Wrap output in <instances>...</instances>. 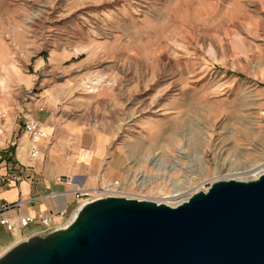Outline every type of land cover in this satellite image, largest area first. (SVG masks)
<instances>
[{
    "label": "rangeland",
    "instance_id": "1",
    "mask_svg": "<svg viewBox=\"0 0 264 264\" xmlns=\"http://www.w3.org/2000/svg\"><path fill=\"white\" fill-rule=\"evenodd\" d=\"M237 10L235 0H0L15 67L37 77L30 94L43 81L85 123L123 124L112 144H130L119 197L172 207L215 181L264 173V47L240 34ZM8 80L0 89L12 100L24 86Z\"/></svg>",
    "mask_w": 264,
    "mask_h": 264
},
{
    "label": "water",
    "instance_id": "2",
    "mask_svg": "<svg viewBox=\"0 0 264 264\" xmlns=\"http://www.w3.org/2000/svg\"><path fill=\"white\" fill-rule=\"evenodd\" d=\"M0 264H264V174L215 181L176 207L84 203L67 226L17 242Z\"/></svg>",
    "mask_w": 264,
    "mask_h": 264
},
{
    "label": "crops",
    "instance_id": "3",
    "mask_svg": "<svg viewBox=\"0 0 264 264\" xmlns=\"http://www.w3.org/2000/svg\"><path fill=\"white\" fill-rule=\"evenodd\" d=\"M235 5L238 7L236 23L240 34L264 47V0H235ZM1 12L0 77L6 73L8 81L24 87L12 100L4 96L0 89V114L8 116L0 138V175L7 173L12 166L20 168L23 174L18 182L0 185V204L22 203L20 207L3 214L10 220L11 226L6 228L0 224V255L30 236L59 229L61 218L57 214L67 212L69 202L76 200L71 191L77 188L94 190L97 186L117 182L122 172L119 161L130 149L129 142L125 140L112 145L115 137L126 130L123 124L104 125L100 119L99 124H89L85 122L91 119L78 116L84 110L58 108L60 98L66 95L61 88H45L41 81L36 88L37 94H30L32 91L29 89H33L37 77L34 73L30 79L17 71L15 66L18 64L12 50L17 51L19 47H12L4 41ZM66 29L64 24L63 34H67ZM8 31L14 35L12 30ZM66 49L64 47L58 54H62L63 62L67 57ZM242 52L247 57L245 46ZM35 63L39 69L45 61L41 57ZM261 77L264 79L263 75ZM28 93L30 96H27ZM25 96L28 102L19 105L20 101L16 100H25ZM26 120H35L46 133V138L39 141L40 155L36 158L28 155L29 143L24 133ZM30 199L32 201L27 202ZM25 216L52 219L48 227L37 222L21 227L19 218Z\"/></svg>",
    "mask_w": 264,
    "mask_h": 264
},
{
    "label": "built area",
    "instance_id": "4",
    "mask_svg": "<svg viewBox=\"0 0 264 264\" xmlns=\"http://www.w3.org/2000/svg\"><path fill=\"white\" fill-rule=\"evenodd\" d=\"M92 90L91 88H89ZM89 90V93H91ZM95 93V92H92ZM8 120V116L6 114L1 113L0 114V138L2 137L5 129V123ZM24 133L27 136V140L29 143V148H28V155L31 158H36L40 155V150H39V141L43 138H46V133L42 130L40 125L35 121V120H26L24 124ZM23 176L20 168L16 166H12L10 170L5 173L0 175V185L6 186L11 182H18L21 177ZM108 186H119L118 182H113L112 184H106ZM107 186V187H108ZM104 186L102 185L100 189H94V190H88V189H80L77 188L71 193L75 196L77 202H78V207L77 209L84 203L92 202L96 199L105 197L106 195L101 194L102 191L104 190ZM51 195H54L53 193ZM111 196V195H108ZM32 199L28 200L27 202H31ZM21 202H16L12 204L8 203H1L0 204V224L5 226L6 228H10L11 223L8 218L3 217V214L14 210L15 208H18L21 206ZM76 209V210H77ZM66 212H59L57 216L60 218H63ZM51 217H43L39 216L37 218L35 217H21L19 218V225L21 227H25L31 223L37 222L43 227H48L51 222Z\"/></svg>",
    "mask_w": 264,
    "mask_h": 264
},
{
    "label": "bare ground",
    "instance_id": "5",
    "mask_svg": "<svg viewBox=\"0 0 264 264\" xmlns=\"http://www.w3.org/2000/svg\"><path fill=\"white\" fill-rule=\"evenodd\" d=\"M98 83L99 82H95V84L96 85H98ZM255 169H257V168H255V166L254 167H251L249 170L250 171H253V170H255ZM258 171H259V169H258ZM257 171V172H258ZM264 172V168H263V170H261L259 173H263ZM264 174V173H263ZM262 175V174H261ZM260 175V176H261ZM259 177V176H258ZM257 177V178H258ZM256 178V179H257ZM230 180V179H229ZM233 180H235V179H233ZM252 180H254V179H252ZM238 181H240V180H238ZM109 184H111V183H109ZM103 186H104V190L102 191V193L101 194H104V195H106V196H108V195H113V196H117V197H119V195H121L122 194V191L120 190V188H119V186H114V187H112V186H108V185H106V184H103ZM108 186V187H107ZM174 194L176 195V196H178L179 194H178V192L177 191H175L174 192ZM188 198V197H187ZM187 198H185V197H179V200L177 201V202H175V205H180L181 203H183L184 201H186L187 200ZM163 204V203H162ZM166 205V204H165ZM177 205V206H178ZM169 206V205H168ZM170 207H172V206H170ZM174 207H176V206H174Z\"/></svg>",
    "mask_w": 264,
    "mask_h": 264
}]
</instances>
